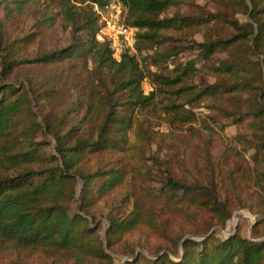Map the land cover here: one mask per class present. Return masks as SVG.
I'll list each match as a JSON object with an SVG mask.
<instances>
[{
  "label": "trees",
  "instance_id": "16d2710c",
  "mask_svg": "<svg viewBox=\"0 0 264 264\" xmlns=\"http://www.w3.org/2000/svg\"><path fill=\"white\" fill-rule=\"evenodd\" d=\"M109 1H47L57 9L62 28L72 35L70 44L62 48L32 50L44 37L42 28L10 39L0 24V261L13 252L56 257L68 264H114L107 250L119 251L128 234L146 230L163 246L151 249L152 258L130 251L124 264H264V239L253 241L238 231L225 239L211 234L199 240L186 237L195 232L174 224L163 208L144 207L135 187L123 189L127 170L116 159L126 150L135 112L154 105L159 93L173 97L170 107L183 120L186 114L179 107L184 104L246 92L248 99L238 113L253 117L249 123L253 130H264V0H215L231 9V20L222 12L166 14L187 0H120L124 23L136 29L137 55L124 49L119 60L113 57L108 41L96 38L97 15L92 4ZM40 4V0H0V9L10 20ZM236 14L247 16L248 21H240ZM211 22L219 25L217 34L208 28L200 42L161 48L170 40L165 32ZM184 48L197 49L196 57L182 61L179 54ZM235 48L243 54L211 67L214 82H195L214 54L232 55ZM199 61L201 66H197ZM89 62L93 69L86 78L83 70ZM158 63L161 70L150 68ZM20 68H25L20 76L26 84L8 82ZM145 79L152 85L148 93L142 88ZM39 99L50 103L43 124L32 107ZM86 131L89 140L81 137ZM48 135L54 139L55 153L44 151ZM252 158L253 175L228 168L222 160L218 175L224 199L213 177L204 185L168 173L164 185L170 192L190 196L192 204L222 227L236 207L260 213L252 230L261 236L264 140L255 145ZM78 179V208L70 214ZM113 195L116 201L109 200ZM104 210L108 211L105 245L97 220Z\"/></svg>",
  "mask_w": 264,
  "mask_h": 264
},
{
  "label": "rangeland",
  "instance_id": "374dc122",
  "mask_svg": "<svg viewBox=\"0 0 264 264\" xmlns=\"http://www.w3.org/2000/svg\"><path fill=\"white\" fill-rule=\"evenodd\" d=\"M55 0H40V6H30L28 10L7 20L4 18L0 9V24L10 39L15 36L35 31L36 29L44 32L40 43L34 45L32 50L38 49H55L62 48L70 44L72 35L69 30H64L61 26L57 9L54 5ZM222 12L224 16L231 20L232 11L225 3L215 0H187L179 9L170 8L166 14L173 15L176 13L197 14L218 13ZM48 16L55 18V23L48 19ZM234 17L240 21H248L247 16L236 14ZM39 21V24L37 25ZM51 22V23H50ZM50 24V25H49ZM37 25V26H36ZM219 25L199 24L189 29L169 30L165 32L170 36V40L164 43L161 48H177L184 45L186 41L200 42L203 40V32L209 28L212 33L217 34ZM197 49L184 48L179 56L182 61H187L196 57ZM233 54L229 55L224 51L217 52L213 57L203 65V70L199 78L204 82L212 83L215 77L212 74L211 67L217 61L243 54V50L235 48ZM137 55V54H136ZM248 55V53H246ZM250 55V54H249ZM248 55V56H249ZM256 60L257 57H250ZM158 65L152 64L153 70H161ZM197 66H201L200 61ZM93 64L88 63V68L83 70L86 78L90 77V71ZM25 68L15 70V73L9 78L8 82L26 84V81L20 73ZM93 77V76H92ZM142 88L145 93L152 89L150 82L145 79L142 82ZM99 89V88H98ZM173 97L168 93H159L155 98V103L148 109L138 110L135 112L132 128L127 133L126 150L124 153H118L116 159L121 160L126 167L128 176L123 189L126 187H135L136 193L139 194L140 201L144 207L156 206L163 208L169 219L174 224L184 225L186 230H193L195 235L186 234L196 240L205 235H213L219 239H225L230 234L238 231L242 237L253 241L264 239V235H257L253 232V224L261 217L260 213H254L247 207H239L233 210L232 216L226 222L225 227L216 224L215 220L202 209L192 204L190 196H182L181 192H170L164 185L168 173L176 179L186 180L187 182H198L204 185L209 184L213 179L217 182L218 195L221 199L225 197V191L221 183L219 165L223 159L226 160L228 168L237 167L238 170L245 171L246 174L253 175V153L255 145L264 140V130H253L249 123L253 117L239 115L238 110L243 109L248 99L246 92L236 93L235 95H225L223 98H206L194 105L184 104L179 107L186 114L183 120H178L171 108ZM175 99V98H174ZM179 99L178 102H181ZM33 110L38 116V120L43 124L44 117L49 112L50 103L46 100L39 99L33 101ZM190 120V121H188ZM89 140L91 135L88 131L81 136ZM44 138L39 135V139ZM47 144L44 146L46 153H55L54 139L51 136L45 138ZM81 183L76 180L73 193L76 198L71 204L70 214H74L78 208V194ZM126 191V190H125ZM116 195L109 200L116 201ZM244 196V195H242ZM104 210L102 216L97 220L101 221L100 237L104 241L105 229L107 227L106 214ZM90 219V218H89ZM235 220V221H234ZM91 221V220H90ZM163 246L160 240L154 238L146 230H138L128 234L123 245L117 252H107L112 255L114 264H124L128 259L130 251L142 252L147 257H153L149 252L151 249ZM182 252V249H180ZM175 258V257H173ZM176 259V258H175ZM16 261V264H58L63 263L64 259L47 258L45 256L22 253L19 256L10 252L1 259L0 264H9Z\"/></svg>",
  "mask_w": 264,
  "mask_h": 264
},
{
  "label": "built area",
  "instance_id": "2783aa9c",
  "mask_svg": "<svg viewBox=\"0 0 264 264\" xmlns=\"http://www.w3.org/2000/svg\"><path fill=\"white\" fill-rule=\"evenodd\" d=\"M92 8L97 15L96 38L99 41L109 42L113 57L119 60L124 49H128L131 54H136V29L124 23L122 2L110 0L104 5L93 3Z\"/></svg>",
  "mask_w": 264,
  "mask_h": 264
},
{
  "label": "water",
  "instance_id": "95a60500",
  "mask_svg": "<svg viewBox=\"0 0 264 264\" xmlns=\"http://www.w3.org/2000/svg\"><path fill=\"white\" fill-rule=\"evenodd\" d=\"M256 241H258V240H256Z\"/></svg>",
  "mask_w": 264,
  "mask_h": 264
},
{
  "label": "bare ground",
  "instance_id": "6f19581e",
  "mask_svg": "<svg viewBox=\"0 0 264 264\" xmlns=\"http://www.w3.org/2000/svg\"><path fill=\"white\" fill-rule=\"evenodd\" d=\"M235 221V220H234Z\"/></svg>",
  "mask_w": 264,
  "mask_h": 264
}]
</instances>
